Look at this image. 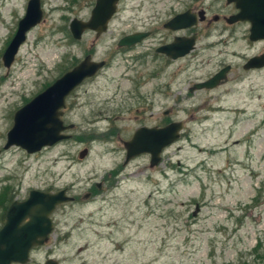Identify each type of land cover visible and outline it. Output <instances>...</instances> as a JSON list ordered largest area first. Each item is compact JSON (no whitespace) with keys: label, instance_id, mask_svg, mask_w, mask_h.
<instances>
[{"label":"rangeland","instance_id":"rangeland-1","mask_svg":"<svg viewBox=\"0 0 264 264\" xmlns=\"http://www.w3.org/2000/svg\"><path fill=\"white\" fill-rule=\"evenodd\" d=\"M28 1L0 0V228L8 200H24L32 189H65L74 201L55 209L49 241L27 264H264V70L242 69L260 47L245 38L249 25L204 28L210 38L185 68L186 61L136 63L131 51L112 56L66 99L70 138L28 154L2 150L18 108L87 54L105 58L123 34L156 25L191 0H121L94 46L89 32L74 40L69 25L88 19L95 0H40L42 20L7 70L2 54ZM199 2L209 19L233 9L226 0ZM207 42L213 46L202 50ZM222 63L232 65L226 83L187 95ZM163 120L184 127L160 164L150 169L143 154L122 168L121 141Z\"/></svg>","mask_w":264,"mask_h":264},{"label":"water","instance_id":"water-1","mask_svg":"<svg viewBox=\"0 0 264 264\" xmlns=\"http://www.w3.org/2000/svg\"><path fill=\"white\" fill-rule=\"evenodd\" d=\"M119 0H95L87 21L72 19L69 31L74 40H80L86 31H93L96 38L107 32L112 17L116 14ZM233 3L238 12L227 20V23L239 21L248 22L249 40H264V0H226ZM200 21L203 20V12ZM43 12L40 0H29L23 18L18 21L17 30L2 55L4 67L8 70L20 46L26 40V34L42 20ZM186 13L179 14L171 19L167 27L173 30L190 27L194 21ZM147 34L136 33L126 35L118 42V47H131L141 42ZM191 49L180 38L158 52L173 59L184 56ZM104 61L84 57L72 69L62 74L43 91L35 95L13 114L12 127L6 134L2 150L19 147L28 154H34L50 147L70 136L65 131L73 125H65L62 116L67 96L83 81L95 76L103 69ZM264 54L251 57L243 66L244 70L263 68ZM228 68L216 73L209 80L195 84L190 91L213 89L224 83ZM182 122H172L162 128L140 127L127 141H122L125 156L122 165L125 166L132 159L147 154L149 168L158 166L161 154L165 148L180 138ZM84 149L79 153V159L87 155ZM1 154V150H0ZM88 195L86 194V197ZM73 197L62 189L56 192H47L32 189L24 200H14L6 209L4 223L0 228V264H27L31 251L44 245L54 229L52 214L62 204L70 203ZM45 264H57L48 259Z\"/></svg>","mask_w":264,"mask_h":264},{"label":"flooded vegetation","instance_id":"flooded-vegetation-1","mask_svg":"<svg viewBox=\"0 0 264 264\" xmlns=\"http://www.w3.org/2000/svg\"><path fill=\"white\" fill-rule=\"evenodd\" d=\"M120 1H119V3H120ZM226 4L228 6H232L233 7L231 13H229L227 16L213 14L212 17L209 19V15H208L209 11H208V9L204 8L203 6H201L199 0H191L190 4L184 10H181V11L173 13L168 18L157 22L156 25L146 24L145 23V26H143V27H134L131 30V32L123 34L117 40V42L115 43V46H116L115 49L111 48L110 51L107 53V56L105 58H102L101 60H98V61H104L105 65L103 66V69L99 70L95 74V76L98 75L99 73H101L105 68H107L109 66V62H110V59L112 58V56L118 55L119 53L121 55L125 56L130 51L132 52V55L129 58V60H132L133 62H136V63L143 62V61L146 62L147 59H150L151 61H154V62H156L157 60L161 59L165 66H169L170 64L182 63V62L186 61L187 63H184V64L180 65L179 69L182 68V67L183 68L187 67L193 61V59L196 58V56L198 54V50L200 49L201 40L210 38V33H208V32L205 33L204 32L205 31L204 28H210L212 25H214V24H216L218 22H224L226 24V27L230 28V29H232L234 26L238 27L240 25L241 26L242 25H246V24L249 25L248 22H244V21H239V22H234V23H227V20L230 19L231 16L235 15L238 12V9L235 7V5L233 3H226ZM201 11L203 12V20L202 21H200L201 15L199 14V12H201ZM117 12H118V9H117ZM186 12H188V14L191 16L190 20L194 21V24L192 26L187 27V28H183V29H177V30H173L170 27L166 26L168 24V22L171 19H173L175 16H177L179 14H182V13H186ZM88 19L83 20V21H87ZM203 25H204V27H202ZM249 28H250V26H249ZM249 28L245 29L246 33H247V34H245V38L248 40V43L250 45L259 44L260 47H259V51L256 54H254L253 56L247 57V58H245L243 60L244 62L242 63V69H243V66L245 65V63L251 57L264 54V40L250 41L249 40ZM108 30H109V25H108ZM87 32H89L90 34H92L94 36V40H93L91 46H94L98 41L99 42L101 41V39H102L101 36L102 35L99 36L98 38H96L95 32L86 31L85 33H87ZM136 33H145V34H147V36L141 42H138V43L132 45L131 47H118V42H119V40L121 38H123L126 35L136 34ZM212 37H213V35H212ZM177 38H180L183 41H185L186 45L187 44L191 45V49L187 52V54H185L184 56H181V57L173 59V58H171V57H169V56H167V55H165L163 53L158 52V49H160L161 47H166V46H169V45L173 44L176 41ZM212 46H213L212 42H207L206 44L203 45L202 50H209ZM89 56L92 59V56L91 55H89ZM230 65H224V63H222V65L219 66V69L215 73H213L210 77L206 78L203 81L192 82V84L188 88L187 95H190L189 93H192V92L195 91V90L194 91H190V89L195 84L205 82V81L209 80L211 77H213L219 71H221V70H223L225 68H228V71H227V73L225 75L226 76V80L224 81V83H226L227 80H228V76H229V74L232 71V67H231L232 65L231 66ZM262 70H264V67L263 68H258V69L257 68L249 69V70H246V71L244 70V71L245 72H254V71H262ZM93 77H91V78H93ZM86 80H88V79H86ZM85 81H83L82 83H84ZM82 83L79 86H77L67 96L66 99L71 98V96L74 95V93L76 92L77 88L80 87L81 85H83ZM224 83H222L218 87L222 86ZM203 90H206V89H203ZM210 90H212V89H210ZM65 109H66V102H65ZM64 111H63V117H64ZM167 114H168V112L164 113V115H167ZM172 122H175V121L174 120H170V121L163 120L161 123H159V124H157L155 126H150V127L162 128V127H164V126H166V125H168V124H170ZM179 122H182V129H183V127H184L183 121H179ZM140 127H148V126H140ZM72 129L73 128H71V130ZM125 166L121 165L122 168L125 167ZM95 186L98 189H102V184L101 183L99 185L96 184ZM87 194L89 196L90 193H87Z\"/></svg>","mask_w":264,"mask_h":264},{"label":"trees","instance_id":"trees-1","mask_svg":"<svg viewBox=\"0 0 264 264\" xmlns=\"http://www.w3.org/2000/svg\"><path fill=\"white\" fill-rule=\"evenodd\" d=\"M61 75H62V74H61ZM47 86H48V85H47ZM47 86H46V87H47ZM46 87H45V88H46ZM10 203H11V199L8 200V205H9Z\"/></svg>","mask_w":264,"mask_h":264}]
</instances>
